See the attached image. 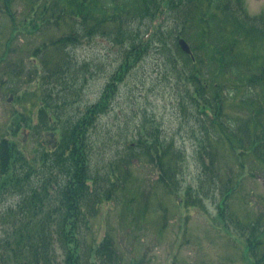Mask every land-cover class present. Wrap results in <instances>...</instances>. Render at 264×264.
<instances>
[{
    "label": "rangeland",
    "instance_id": "1",
    "mask_svg": "<svg viewBox=\"0 0 264 264\" xmlns=\"http://www.w3.org/2000/svg\"><path fill=\"white\" fill-rule=\"evenodd\" d=\"M10 1L0 2V155L9 143L22 158L39 159L63 139L70 142L83 112L98 109L91 152L81 164L104 182L126 186L100 208L95 235L115 237L125 261L136 264L264 259V234L255 226L264 223V142L247 153L240 140L219 138L217 124L211 128L196 110V91L208 81L222 116L249 127L255 109L241 94L252 78L235 79L228 70L264 69V0H219L214 28L231 51L228 66L210 61L202 15L213 0H156L163 18L149 0L150 13L128 0L112 17L94 0ZM188 34L209 76L197 64L194 74L185 69L173 43ZM231 87L241 92L233 97ZM116 165L125 172L113 175ZM15 171L21 173L0 168V180ZM16 198L0 192V211ZM248 246L263 252L254 260Z\"/></svg>",
    "mask_w": 264,
    "mask_h": 264
},
{
    "label": "trees",
    "instance_id": "2",
    "mask_svg": "<svg viewBox=\"0 0 264 264\" xmlns=\"http://www.w3.org/2000/svg\"><path fill=\"white\" fill-rule=\"evenodd\" d=\"M94 1L99 9L101 7L105 13H110V17L122 4L129 5L128 0ZM149 1L158 4L153 8L159 14L160 4L156 0ZM0 2L11 4L10 0ZM135 3L139 6L144 5V12H151L147 7V0H135ZM218 5L219 0H213L208 11L202 16L205 24H208L207 40L213 49L210 61L215 64L220 61L224 66H228L224 61L231 58V51L228 53L227 49L224 50V41L221 40L218 29L214 28L216 17L213 11ZM37 14L38 11L35 15ZM26 20L28 21V18ZM104 27L106 24L102 28ZM118 29L124 37L126 26H120ZM166 32L169 33L168 29H165L164 33L167 34ZM184 38L190 40V34ZM156 39L157 36L153 38ZM173 45L190 74L196 73L194 66L197 64L201 75L209 76L208 71L204 69L206 62L203 56L195 51L194 60L180 49L176 41ZM263 70L260 67L256 69L239 67L237 64L228 70L235 79L252 78L244 84V91L241 94L242 102L255 109L247 119L248 128L244 127L243 121L233 116H222L215 102L216 98H211L208 94L209 88L205 86L208 81L200 83L196 91V95L199 96L196 110L201 119L206 117L207 124L212 123L211 128L213 123L217 124L219 138L227 139L231 136L240 140L245 144L243 150L247 153L253 152L256 146L264 142ZM226 91L234 97L241 92V87L227 88ZM207 110L211 111L214 118L206 114ZM98 112V109L92 108L83 112L84 119L75 123L68 137L70 142L63 139V142L54 144L51 151L45 149L42 155L39 154V159L33 158V161H29L26 157L22 158L16 153V145L7 143L8 147H4L7 154L0 155V168L8 166L9 169L15 170L19 167L21 173L15 171L9 177L0 180V192L7 199L16 198L14 191L18 198L20 197L19 201L16 198L15 203L8 204L0 211V264H136L133 259L130 263L125 261L126 255L119 251L115 237L106 234L101 237L93 233V224L102 205L113 201L115 197L118 198V189L123 190L126 186L123 183L117 184L112 178V182L109 180L104 182L102 177L96 178L92 174L88 165L84 170L81 164V161L89 158L91 152L93 134L91 129L92 124L96 123L92 116ZM214 114L220 117L215 120ZM253 123L259 124L258 131L251 128ZM39 161L41 164L36 169ZM111 170L115 172L113 174L115 176L125 172L120 171L117 165L112 166ZM122 175L126 176L127 173ZM255 226L257 232L264 234V223L257 222ZM243 232L247 235L248 242L250 231L243 229ZM258 246L262 247V244ZM247 252L254 258V255H260L263 249H251L248 246ZM255 263L264 264V259L255 260Z\"/></svg>",
    "mask_w": 264,
    "mask_h": 264
},
{
    "label": "water",
    "instance_id": "3",
    "mask_svg": "<svg viewBox=\"0 0 264 264\" xmlns=\"http://www.w3.org/2000/svg\"><path fill=\"white\" fill-rule=\"evenodd\" d=\"M181 43V45H183V47H184V49L187 51V53H191V51H190V49L188 48V46L183 42V41H181L180 42Z\"/></svg>",
    "mask_w": 264,
    "mask_h": 264
}]
</instances>
